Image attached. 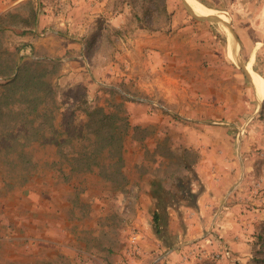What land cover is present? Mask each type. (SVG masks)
Segmentation results:
<instances>
[{
    "label": "rangeland",
    "instance_id": "374dc122",
    "mask_svg": "<svg viewBox=\"0 0 264 264\" xmlns=\"http://www.w3.org/2000/svg\"><path fill=\"white\" fill-rule=\"evenodd\" d=\"M139 31L167 36L161 75L178 79V102L167 101L159 86L146 88L157 75L151 69H141L143 84L130 76L132 61L138 67L146 57L134 52ZM21 57L53 68L56 126L64 129L75 113L76 123L68 125L75 131L87 119L85 109L103 107L123 125L115 130L123 139L121 149L94 157L86 139L74 136L62 148L15 140L0 122V131L6 129L0 132V226L3 200L5 207L17 203V187L26 186L29 196L41 183L35 200L43 206L54 201L49 181L35 178L57 173L74 189V212L59 206L58 224L43 221L48 211L42 212V222L28 231L29 237L59 239L58 264H264V93L252 74L264 78V0H31L5 14L0 96L5 69ZM80 67L90 78H98V69H109L110 76L98 83L66 78ZM146 175L176 194L167 204L181 208L175 223L167 215L162 236L135 223V208L144 201L140 191L152 184ZM180 180L196 198H181ZM127 183L132 187L113 194ZM88 184L89 202L79 206ZM66 191L56 196L65 199ZM16 228L12 222L7 235ZM62 248L72 251L68 258Z\"/></svg>",
    "mask_w": 264,
    "mask_h": 264
},
{
    "label": "crops",
    "instance_id": "0c3cea01",
    "mask_svg": "<svg viewBox=\"0 0 264 264\" xmlns=\"http://www.w3.org/2000/svg\"><path fill=\"white\" fill-rule=\"evenodd\" d=\"M27 1L31 0H0V31H5V14L13 9L17 8L23 3H26ZM35 2V0H33ZM38 21V20H37ZM32 30L35 31L36 28L40 29V26L38 23L33 24ZM34 33V32H33ZM27 34H31L29 31ZM33 35V34H31ZM167 36H165L162 32H143L139 31L136 34V37L133 41V46H134V52L136 55H142L145 57L144 59L138 60V67L134 64L132 61L131 65V72L130 76L134 77V79H137V84H143L138 77L141 76V69L143 70L144 68L146 69H151V71L154 74H157L155 79L153 78V82L150 83H144L146 85V88H155L156 86H159L160 89H162L164 92H167L165 94L164 92L161 91V93L164 95V97L167 101H172L177 99V102L179 101V93L180 91V84L178 82V79L176 78H169L167 73H164L161 75V70L165 69L166 62L164 60H160L161 53H167L165 45H167ZM27 39H32L30 36ZM26 40V38H25ZM30 48V47H28ZM5 49V48H4ZM27 53V48L25 49ZM147 53V55H146ZM24 54V53H23ZM161 58H163L161 56ZM142 64V68L140 65ZM146 66V67H144ZM82 67L80 68H70L68 70V76L66 77L68 80L72 81H93L95 79L96 83L99 82L100 76H110L107 72V69L99 70L96 72L97 76H93L90 78V75H88L85 72H82ZM114 73L115 70L113 71ZM162 76H165L168 78L170 81L173 83L171 85H168V81H163ZM161 78V83H159L160 78ZM2 78V77H1ZM84 83V82H81ZM92 84V82H91ZM167 84V85H166ZM86 85L88 83L86 82ZM178 94V95H177ZM157 117V116H156ZM156 117H152V120H156ZM51 149L56 150L55 145H50ZM184 168H186L184 166ZM145 178H150L152 180V184L149 187H146L145 189H141L140 191V196L143 198V203L138 204L135 208L136 212V218H135V223L139 225L141 228H154V212L157 210V199H156V194H161L165 198L169 196L170 190L165 187L161 186L158 181H155L151 175H146L144 176ZM35 181L39 182H44V181H49V189L52 190L54 193L53 200H50L49 203H46V205H42L40 201H36L35 198L37 195H40V190L39 187L41 183H37L32 185L35 187L33 190L32 194H29L27 196L26 192V186L19 188L17 187L15 189V193L12 195V197H17V203H12L6 205L5 207V200H3V206L1 209V226H0V264H58L59 261V253H58V248L57 244L59 239L58 238H53V237H29V229L32 226L31 224H38L42 222V212L45 214L48 211V218H43V221H48L50 224L53 222L54 224H58L59 218L61 216L59 215V208H65V212H74V203H75V198H74V189L73 190H68L67 184H64L62 179L59 177L57 173H43V175L39 174L36 178ZM97 181L102 183V189L104 185H107V183L100 177H97ZM31 186V187H32ZM131 186V183H127L124 188L120 187L117 188V190H113V194L115 195L114 192H118L120 195L121 193H124L126 189H129ZM132 187V186H131ZM37 188V189H36ZM63 188H66V197L63 199L62 196H56L57 190H62ZM37 191V192H36ZM90 184H88V187L83 186L82 187V193L83 195L81 196V199H76L78 203H80L79 206H83L87 202H89L88 196L90 195L91 192ZM14 192V191H13ZM104 192H97L96 196H102ZM95 193H92L91 196H94ZM206 192L203 191L201 193H198L199 199L202 197L206 196ZM32 199L29 200L28 199ZM84 198V199H83ZM15 199V198H14ZM12 199L11 201H13ZM28 199V200H27ZM81 201V202H80ZM83 204V205H81ZM104 202H102L100 207H104ZM28 206V207H26ZM60 206V207H59ZM96 207V208H100ZM184 207V206H183ZM100 211L103 209L100 208ZM178 210L181 211V208H173L171 207L170 204L165 205V211H166V217L167 215H170L171 222L175 221L178 219ZM183 211V210H182ZM11 217L12 219L15 220H10ZM6 218V219H5ZM169 218V217H168ZM169 218V219H170ZM12 222L17 225L16 231L13 233L14 235H7L9 234L8 229L10 228ZM174 222V223H175ZM144 223V224H143ZM24 226L27 228L22 235H19V229ZM155 230V228H154ZM26 232H28L26 235ZM22 236V237H21ZM56 237V236H54ZM62 254L65 255V258H68V256L72 253L71 250L68 248H62ZM70 261H73V258H69Z\"/></svg>",
    "mask_w": 264,
    "mask_h": 264
},
{
    "label": "trees",
    "instance_id": "16d2710c",
    "mask_svg": "<svg viewBox=\"0 0 264 264\" xmlns=\"http://www.w3.org/2000/svg\"><path fill=\"white\" fill-rule=\"evenodd\" d=\"M37 14V11L34 10V24L37 21ZM48 63L41 59L31 58L26 61L21 57L19 61L16 60L12 66L5 69V91L0 96V122H4L11 128V132L6 133L13 134L15 140L53 142L61 148L67 140L76 136L89 141L86 148L94 157L105 150L112 152L121 149L123 137L118 136L115 130L123 129V125L122 127L119 124L116 125L114 120L116 114H108L103 107L85 109L87 119L83 123H79L80 127L77 125V128H74L75 131L68 126L76 123L75 113L68 115L69 121H67L68 119H65L67 122L63 121L64 129L56 126L55 121L58 113L54 111L56 109L54 106L56 92L52 79L53 68H50ZM37 117L39 120L35 124ZM117 121L116 119V123ZM6 122H12L13 125L9 126L10 123ZM125 124L127 126V122ZM4 130L6 129L3 128L0 132ZM121 135L123 134L121 133ZM92 156L85 159L87 164L92 163L89 162L92 160ZM185 167L190 168L188 164ZM177 186L182 191L181 198L190 200L196 198L197 195L183 181L180 180ZM169 195L176 194L170 192ZM155 196L157 210L154 212V228L156 234L162 236L164 227L168 223L165 205L170 197L165 198L161 194Z\"/></svg>",
    "mask_w": 264,
    "mask_h": 264
},
{
    "label": "bare ground",
    "instance_id": "6f19581e",
    "mask_svg": "<svg viewBox=\"0 0 264 264\" xmlns=\"http://www.w3.org/2000/svg\"><path fill=\"white\" fill-rule=\"evenodd\" d=\"M253 76L257 82V84L261 87L263 93H264V78L263 76H261L260 74H258L257 72L253 71Z\"/></svg>",
    "mask_w": 264,
    "mask_h": 264
},
{
    "label": "water",
    "instance_id": "95a60500",
    "mask_svg": "<svg viewBox=\"0 0 264 264\" xmlns=\"http://www.w3.org/2000/svg\"><path fill=\"white\" fill-rule=\"evenodd\" d=\"M198 17H199V16H198ZM202 18H204V17H202ZM216 18H217V17H216ZM246 69H247V68H246ZM247 71H248V73H250L249 70H247ZM256 91H257V89H256Z\"/></svg>",
    "mask_w": 264,
    "mask_h": 264
}]
</instances>
